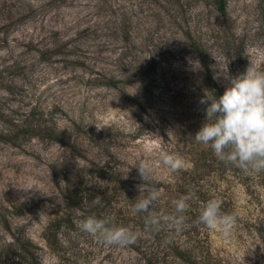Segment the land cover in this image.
Segmentation results:
<instances>
[{
	"label": "rangeland",
	"instance_id": "rangeland-1",
	"mask_svg": "<svg viewBox=\"0 0 264 264\" xmlns=\"http://www.w3.org/2000/svg\"><path fill=\"white\" fill-rule=\"evenodd\" d=\"M199 51L214 75V57L233 77L250 62L264 69V0H225V13L217 0H0V250L12 242L2 214L17 205L10 226L40 246L43 264H146L129 246L82 232L80 213L59 250L46 227L73 211L63 190L77 175L101 188L123 174L140 195V160L154 162L160 189L179 173L162 167L161 151L193 166ZM38 126L58 128L65 143ZM205 184L238 216L228 239L208 229L214 254L223 264H264V180L231 174Z\"/></svg>",
	"mask_w": 264,
	"mask_h": 264
},
{
	"label": "trees",
	"instance_id": "trees-1",
	"mask_svg": "<svg viewBox=\"0 0 264 264\" xmlns=\"http://www.w3.org/2000/svg\"><path fill=\"white\" fill-rule=\"evenodd\" d=\"M217 1L218 9L221 13H225V0ZM199 60L203 68L200 99L206 91L213 92L217 97L222 95L225 88L213 78L208 55L199 51ZM205 108L206 105H201L199 102L191 108V113L193 112V116L197 118L192 134L194 132L196 134L203 126ZM38 127L39 131L50 133L51 139L65 143V140L60 137L61 131L58 128ZM35 128L37 126L31 127V136L40 135L35 132ZM15 138L12 137V139ZM196 146L197 151L193 152L192 157L193 166L186 171H179L175 180L167 182L161 188L165 195L161 196L155 207L156 211L171 214L174 212L172 200L194 192L195 198L189 201L190 209L186 213L190 217L189 224L184 231L174 232L165 229L155 235L143 233L145 214L133 215L131 212V206L137 202L139 195L130 191L128 186L130 180H125L123 174L121 180H105L106 184L103 187L101 185V188L92 186L77 175L75 185L66 186L63 190L67 205L73 211L56 216L50 221L46 227V241L52 249L59 250L62 246L63 232L76 227L75 215L80 213L86 218L94 213L98 218L111 217L117 226H128L141 231L139 241L129 248L136 252L146 264H174L173 260H179L182 264H223L209 245L208 228L197 223L204 203L211 198L220 199L217 194L206 188L205 181L212 176L224 177L231 174L239 177L240 180H264V173L245 174L231 165L220 162L209 146L199 143ZM96 196L102 198V204L93 206L92 201ZM221 201L224 205L225 201ZM5 212L2 218L6 229L10 231L12 242L1 248L0 264H43L39 253L40 246L26 235L14 232L10 226L7 215L8 213L19 214L17 205L13 206V210L6 209ZM176 233L178 236L175 237ZM260 235L264 239V230H260Z\"/></svg>",
	"mask_w": 264,
	"mask_h": 264
},
{
	"label": "clouds",
	"instance_id": "clouds-1",
	"mask_svg": "<svg viewBox=\"0 0 264 264\" xmlns=\"http://www.w3.org/2000/svg\"><path fill=\"white\" fill-rule=\"evenodd\" d=\"M214 59L218 71L213 78L222 75L228 80L229 86L218 97L210 91L201 97L199 103L206 105L205 122L195 134L194 140L209 146L214 156L225 165H231L245 174L264 173V69L250 62L245 72L233 77L229 74V63L225 65L221 60ZM193 66L203 70L198 61L193 62ZM159 161L170 173L186 171L191 167L184 157L167 151L159 153ZM134 167L138 169L144 183L138 186L140 195L131 206V212L133 215L145 214L143 233L155 235L165 229L184 231L190 220L186 215L190 209L189 201L195 198V193L190 192L172 200L174 212L171 214L156 211L162 190L152 182L155 164L149 159H142ZM92 204L101 205L102 198L96 196ZM222 207L220 199H209L204 203L197 223L228 239L237 224L238 216L224 212ZM79 228L106 246L128 247L135 245L141 238V231L117 226L111 217L98 218L94 213L88 215Z\"/></svg>",
	"mask_w": 264,
	"mask_h": 264
}]
</instances>
